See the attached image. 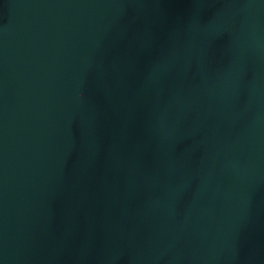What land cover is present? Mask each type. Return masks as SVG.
Returning <instances> with one entry per match:
<instances>
[{
	"label": "water",
	"instance_id": "water-1",
	"mask_svg": "<svg viewBox=\"0 0 264 264\" xmlns=\"http://www.w3.org/2000/svg\"><path fill=\"white\" fill-rule=\"evenodd\" d=\"M0 264H264V0H0Z\"/></svg>",
	"mask_w": 264,
	"mask_h": 264
}]
</instances>
